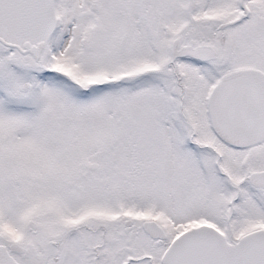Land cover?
I'll use <instances>...</instances> for the list:
<instances>
[{
    "label": "snow or ice",
    "instance_id": "obj_1",
    "mask_svg": "<svg viewBox=\"0 0 264 264\" xmlns=\"http://www.w3.org/2000/svg\"><path fill=\"white\" fill-rule=\"evenodd\" d=\"M0 264H264V0H0Z\"/></svg>",
    "mask_w": 264,
    "mask_h": 264
}]
</instances>
